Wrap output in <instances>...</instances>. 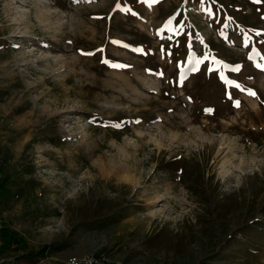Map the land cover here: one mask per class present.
I'll list each match as a JSON object with an SVG mask.
<instances>
[{"label":"rangeland","instance_id":"1","mask_svg":"<svg viewBox=\"0 0 264 264\" xmlns=\"http://www.w3.org/2000/svg\"><path fill=\"white\" fill-rule=\"evenodd\" d=\"M73 256L264 264V0H0V264Z\"/></svg>","mask_w":264,"mask_h":264},{"label":"snow or ice","instance_id":"2","mask_svg":"<svg viewBox=\"0 0 264 264\" xmlns=\"http://www.w3.org/2000/svg\"><path fill=\"white\" fill-rule=\"evenodd\" d=\"M117 7H120V5L117 4ZM171 25H172V20L170 18L168 20L167 24L165 25V27H168L172 31H176L177 34H178V29H172ZM113 43H117L118 44L120 42L119 41H113ZM135 51L140 52V51H142V49L136 48ZM105 62H107V61H105ZM199 63H200L199 60H195V61L189 63L188 67L191 69V71L195 72V71H197V67L196 66L199 65ZM112 66L119 67V65H112ZM229 83H234V82L233 81H229ZM236 87L240 88L241 86L239 84H236ZM251 94L255 95V93H251ZM234 103H235L236 106H239V101H234ZM205 111L210 113V112H212V109H205ZM116 127H119V125H116Z\"/></svg>","mask_w":264,"mask_h":264},{"label":"built area","instance_id":"3","mask_svg":"<svg viewBox=\"0 0 264 264\" xmlns=\"http://www.w3.org/2000/svg\"><path fill=\"white\" fill-rule=\"evenodd\" d=\"M107 259L91 257H70L65 261V264H106Z\"/></svg>","mask_w":264,"mask_h":264}]
</instances>
